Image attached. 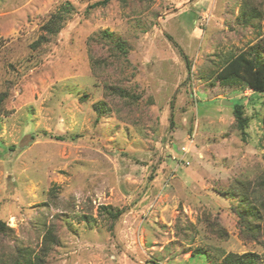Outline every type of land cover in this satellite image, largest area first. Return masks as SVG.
Returning <instances> with one entry per match:
<instances>
[{"label":"rangeland","instance_id":"rangeland-1","mask_svg":"<svg viewBox=\"0 0 264 264\" xmlns=\"http://www.w3.org/2000/svg\"><path fill=\"white\" fill-rule=\"evenodd\" d=\"M97 1L0 0V258L48 229L43 264L263 256L224 192L264 175V93L217 73L263 45L264 0ZM242 98L245 136L223 103Z\"/></svg>","mask_w":264,"mask_h":264},{"label":"trees","instance_id":"trees-1","mask_svg":"<svg viewBox=\"0 0 264 264\" xmlns=\"http://www.w3.org/2000/svg\"><path fill=\"white\" fill-rule=\"evenodd\" d=\"M109 0H99L92 3L89 7L95 8L107 4ZM103 37L112 39L113 34L109 30L103 32ZM115 47L125 53L127 47L120 39L111 40ZM217 79L227 84H236L245 82L254 92L264 93V43L253 47L250 51H243L227 60L225 65L217 73ZM127 96L128 93H122ZM246 96H244L245 98ZM232 102L236 124L243 136L246 134L250 118L245 114V100ZM264 128V112L262 116ZM59 139H62L58 137ZM226 197L235 200L232 210L239 217V226L242 235L248 239H258L264 233V175L256 181L237 179L231 187L224 192ZM102 213L110 219L116 221L121 213L111 206L101 207ZM84 220L89 221V216L84 215ZM210 230L218 233L220 236L226 235L224 228L217 222H210ZM10 231V227L0 218V233ZM58 243V239L53 230L48 229L44 239L43 252L33 255L29 248H19L17 255L12 262L0 258V264H43L45 252ZM198 253H201L197 249ZM155 264H159L156 263ZM213 264H218L213 262ZM219 264H264V255L255 252H246L243 254L229 253Z\"/></svg>","mask_w":264,"mask_h":264},{"label":"water","instance_id":"water-1","mask_svg":"<svg viewBox=\"0 0 264 264\" xmlns=\"http://www.w3.org/2000/svg\"><path fill=\"white\" fill-rule=\"evenodd\" d=\"M223 103L224 104H232V102L230 100H224Z\"/></svg>","mask_w":264,"mask_h":264}]
</instances>
